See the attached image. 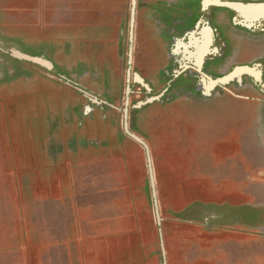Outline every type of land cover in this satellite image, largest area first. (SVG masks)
Masks as SVG:
<instances>
[{"label":"rangeland","instance_id":"374dc122","mask_svg":"<svg viewBox=\"0 0 264 264\" xmlns=\"http://www.w3.org/2000/svg\"><path fill=\"white\" fill-rule=\"evenodd\" d=\"M207 1L0 0V264H264V0Z\"/></svg>","mask_w":264,"mask_h":264},{"label":"bare ground","instance_id":"6f19581e","mask_svg":"<svg viewBox=\"0 0 264 264\" xmlns=\"http://www.w3.org/2000/svg\"><path fill=\"white\" fill-rule=\"evenodd\" d=\"M241 11H244L243 14H247L248 16L252 17L255 16L254 14H256V9H247V10H243L241 9Z\"/></svg>","mask_w":264,"mask_h":264},{"label":"crops","instance_id":"0c3cea01","mask_svg":"<svg viewBox=\"0 0 264 264\" xmlns=\"http://www.w3.org/2000/svg\"><path fill=\"white\" fill-rule=\"evenodd\" d=\"M210 2H211V1L208 0V1L206 2V4H210ZM206 4H205V5H206ZM256 10H257V9H256ZM260 13H263V14H264V7H263L262 9H260V10H257V11H256V14H254V15L256 16V15H259ZM245 15H247V14H245ZM203 32H204V34H205L206 31L204 30ZM206 37H207V35H205V38H206Z\"/></svg>","mask_w":264,"mask_h":264},{"label":"water","instance_id":"95a60500","mask_svg":"<svg viewBox=\"0 0 264 264\" xmlns=\"http://www.w3.org/2000/svg\"><path fill=\"white\" fill-rule=\"evenodd\" d=\"M248 8H244V10H247Z\"/></svg>","mask_w":264,"mask_h":264}]
</instances>
